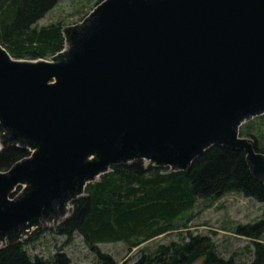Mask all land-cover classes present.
<instances>
[{"label": "water", "instance_id": "obj_1", "mask_svg": "<svg viewBox=\"0 0 264 264\" xmlns=\"http://www.w3.org/2000/svg\"><path fill=\"white\" fill-rule=\"evenodd\" d=\"M62 34L48 58L0 43V151L29 150L0 171V245L65 219L114 164L186 171L220 144L264 185L239 133L264 114V0H100Z\"/></svg>", "mask_w": 264, "mask_h": 264}, {"label": "trees", "instance_id": "obj_2", "mask_svg": "<svg viewBox=\"0 0 264 264\" xmlns=\"http://www.w3.org/2000/svg\"><path fill=\"white\" fill-rule=\"evenodd\" d=\"M60 0H0V43L16 58H46L64 47L59 23L38 26V20ZM244 124L241 125L243 127ZM239 130L251 137L257 151L252 122ZM29 150L9 145L0 151V171L27 156ZM21 186H18L16 193ZM236 192L262 203L258 218L234 227L249 239L252 258L240 262L235 255L223 257L208 234L185 231L184 214L199 199L216 200ZM72 211L55 231L71 239L82 236L98 264H118L99 242L121 241L129 253L158 236L177 232L178 238L138 249L132 264H264V185L250 172L245 152L225 145H212L200 153L188 170L147 165L138 159L114 164L99 178L88 182L84 194L71 201ZM0 264H73L62 249L49 258L31 255L22 241L0 245Z\"/></svg>", "mask_w": 264, "mask_h": 264}, {"label": "rangeland", "instance_id": "obj_3", "mask_svg": "<svg viewBox=\"0 0 264 264\" xmlns=\"http://www.w3.org/2000/svg\"><path fill=\"white\" fill-rule=\"evenodd\" d=\"M99 1L60 0L38 20L37 24L40 26L59 23L62 28L77 23ZM249 122L253 124L252 134L256 137V143L264 146V114L245 121L244 126ZM144 163L147 164L146 161ZM261 209L262 203L236 192L226 193L212 201L199 199L196 206L184 214L187 218L186 226L180 227L177 232H181V235L185 231L208 234L211 236L216 250L223 257L235 255L240 262L249 261L252 258V245L249 239L236 234L234 227L237 224L247 223L258 218ZM57 224L51 223L38 233L31 234L21 240L31 255L36 254L49 258L55 251L62 249L71 258L73 264H98L94 253L80 234L73 233L71 239H68L66 235L58 234L55 231ZM177 232H170L146 241L139 247H134L129 253L126 244L121 241L99 242L97 246L102 251L110 253L118 264H132L140 247L148 245L153 248L157 243L176 239L178 238Z\"/></svg>", "mask_w": 264, "mask_h": 264}]
</instances>
